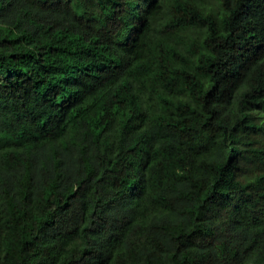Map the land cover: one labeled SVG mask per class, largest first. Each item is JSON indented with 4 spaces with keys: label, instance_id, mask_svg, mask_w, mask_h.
<instances>
[{
    "label": "trees",
    "instance_id": "1",
    "mask_svg": "<svg viewBox=\"0 0 264 264\" xmlns=\"http://www.w3.org/2000/svg\"><path fill=\"white\" fill-rule=\"evenodd\" d=\"M0 264H264V0H0Z\"/></svg>",
    "mask_w": 264,
    "mask_h": 264
}]
</instances>
